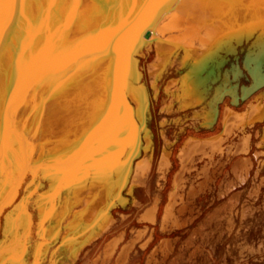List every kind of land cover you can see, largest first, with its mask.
Here are the masks:
<instances>
[{
    "label": "bare ground",
    "instance_id": "6f19581e",
    "mask_svg": "<svg viewBox=\"0 0 264 264\" xmlns=\"http://www.w3.org/2000/svg\"><path fill=\"white\" fill-rule=\"evenodd\" d=\"M16 1L3 0L1 9L7 13L13 12ZM209 3L207 0H160L156 11L150 13L148 21L154 25V31L151 28L143 31L142 38L145 40L143 47L130 46L137 69L141 71L142 76L139 82L134 81V72L127 63L125 64L124 74L129 80L126 95L132 106L133 117L129 116L127 109H123L117 89L110 87L105 89V93L102 91L99 74L95 83L89 86L84 84L81 89L75 86L74 80L68 82L65 80L64 67L58 70L52 67L48 69L46 72H51L54 77L52 79L47 77L45 80L48 81L44 83L43 80L41 84L45 94L42 98L50 99L55 95L59 96L57 110L50 105L41 108L39 102L15 110L14 104L13 114L9 112L7 116L5 107L0 101V127L3 129V164L0 169V235L2 237L0 248L7 238L6 232L18 231L23 237V251L26 255L29 253L32 244L31 236L36 225L28 206L29 200L32 197H36L35 200L38 201L40 198L46 199L50 191L60 187L65 188L67 200L70 194L75 195L81 187H89V198L86 217L82 218L80 223L71 226V234L76 233L78 227H82L81 242L76 251L69 254L63 252L58 259V264H72L75 258L80 256V251H84L87 246L105 236L117 222L114 216L117 208L119 210L129 208L130 201L140 206L138 199L140 188L144 190L145 196L149 197V202L141 208L138 221L157 223L161 233L188 228L200 217L201 212L197 208V201L202 197L205 198L207 193L213 190L212 167L216 165L212 162L213 152L224 151L223 141L220 150L214 151L215 138L219 137V140H223L232 135L226 129L229 120L228 118L223 120L222 131L215 136L212 134L200 137L191 134L182 139L183 142L179 144L177 143L181 135L175 136L168 146L162 140L159 151L155 152L156 145L151 138V130L148 128L146 119V103L148 91L151 98L150 89L156 99L160 90L158 83L162 79L163 72L167 66L171 68L175 59L178 58H181V66L178 69L180 76L167 80L166 84L162 85L161 94L167 97L170 95L178 103L185 99L183 107L186 111H192V121L197 119L194 108L204 109L197 128H193L194 122L190 123L191 128L197 133L201 130L213 131L223 99L228 97L231 100V93L240 90V76L232 75V71L236 73L235 69L228 68L226 72L224 65L214 82H212V76H209L203 84L196 82L193 78L189 80L183 68V62L196 59L198 55L194 54H200L209 47L214 48L223 39L217 43L213 40L230 31L237 32L254 27H258L256 30L263 29L264 15L256 10H249L241 0H213L211 6ZM141 11L142 9L137 6L131 13L132 17L136 15L135 25L145 20ZM56 23L57 18L54 19L55 26H57ZM3 29L6 33L9 32L8 29ZM17 39H12L14 45L17 44ZM248 42L250 43V40L236 48L238 49L239 46L243 48V44ZM152 45L155 53L144 71L153 79V82L148 85L147 79V88H144V74L139 65L138 56L144 53L145 57L149 56ZM20 67L17 62L12 63L9 59L0 57V71L5 74L0 78L2 80L0 84H4L2 88L0 87L1 94L6 95L5 86L10 84L8 78L13 81L19 79L16 71ZM146 72L145 76L148 77ZM169 86L177 87L178 94H168ZM222 91L224 95L217 104L216 121L210 125L216 105L214 98ZM180 95L183 97L181 98ZM245 98L239 100L238 105L231 103L230 105L238 107ZM122 113L125 115L123 116ZM116 115L120 118L115 117ZM247 116L246 111L238 112L234 128L239 130L258 121L257 117L247 120ZM184 120L186 123V117ZM225 123H227L226 126ZM160 127V135L164 130L166 136L169 131L177 132L179 128L174 124L168 126L161 124ZM160 138L162 139V135ZM239 150L242 151V148L239 147ZM142 153L145 158L143 155L144 159L139 160ZM102 157L107 161L105 169L100 163ZM173 157L176 160V167ZM154 162L156 179L150 176ZM203 162L205 164L194 176L195 166L198 169ZM129 163L131 167L127 170ZM200 178L203 179L201 182ZM190 180L193 182L189 187H185ZM38 190L41 191L38 192ZM154 190L156 194L158 193V197L152 199V194L155 195ZM35 191H37L36 194H34ZM226 194L228 192L224 190L220 193L223 202L208 212L203 222L198 227H194L185 239L186 246L192 247L191 256L202 253L205 249L196 242V236L212 222L219 228H225L231 232L236 228V216L241 222L258 217L256 214L245 216L240 212L238 203L225 202ZM67 200L65 205L63 191L55 196L53 211L59 213L60 220L66 218L70 211L73 212L74 206L77 207L76 204L80 202L79 199L73 198L67 206ZM38 206L40 210V205ZM19 209L25 214V220L16 221L11 225L10 219ZM5 211L7 213L3 216ZM120 216L125 221L126 215L122 213ZM150 225L134 227L133 234L127 242H125V230L119 231L107 241L101 253L94 259H90L87 264H107L113 260L116 253L118 255L114 258L115 264H130L132 255L135 257L141 253L137 249V244L140 243L142 250L149 246L154 236L152 232H155V228H150ZM36 228L43 230L42 221L38 222ZM177 239L162 237L151 249L145 264H164L168 260L169 264H178L179 255H175ZM206 252L215 261V253H212L210 249ZM88 255L87 253L86 257Z\"/></svg>",
    "mask_w": 264,
    "mask_h": 264
},
{
    "label": "water",
    "instance_id": "95a60500",
    "mask_svg": "<svg viewBox=\"0 0 264 264\" xmlns=\"http://www.w3.org/2000/svg\"><path fill=\"white\" fill-rule=\"evenodd\" d=\"M2 1L0 0V32L3 33L4 42L0 48V57L9 59L12 63L17 62L21 66L16 71L19 79L13 81L8 78L10 84L5 86L6 95L0 93V101L6 110L5 115L8 116L9 112L13 114L14 104L15 110L38 102L41 108L45 105L56 107L59 96L42 98L45 94L41 84L43 80L44 83L48 81L45 80L47 77H54L50 71L46 72L48 69L52 67L58 70L64 67L65 80H74L75 86L81 89L84 84L89 86L95 83L99 74L102 91L110 87L117 89L123 109H127L129 116L133 117L132 106L126 95L129 80L124 74L125 64L127 63L134 72V81L139 82L142 75L137 69L130 46L143 47V31L147 28L154 31V25L148 18L150 13L158 8L160 0H61L56 3H51L50 0H17L13 12L10 13L1 9ZM207 1L211 6L213 0ZM241 1L249 10L253 9L264 15V0ZM137 6L142 9L141 15L145 20L135 25L136 15L132 17L131 13ZM55 18L57 26L54 25ZM3 28L9 32L6 33ZM262 28L230 31L216 37L213 40L216 43L223 40L212 49L209 47L200 54H194L198 55L196 59L183 62L189 80L193 78L196 82L205 84V79L212 76L214 82L221 67L229 63L231 70H236V73L232 71L234 77L240 76L248 81L247 84L240 85L239 96L236 90L231 93V104L238 105L239 100L262 88L264 27ZM13 38H18L16 45L12 41ZM248 40L250 46L246 51L241 46L236 48ZM239 52L242 54L241 66L238 64ZM230 55L233 56V61H230ZM136 59L138 60L137 57ZM227 69L224 67L226 72ZM4 75L0 71V78ZM3 86L4 84H0L1 88ZM223 95L222 91L214 98L216 105L210 125L216 121L217 104ZM57 109L56 107L55 110ZM55 114L57 115V111Z\"/></svg>",
    "mask_w": 264,
    "mask_h": 264
},
{
    "label": "rangeland",
    "instance_id": "374dc122",
    "mask_svg": "<svg viewBox=\"0 0 264 264\" xmlns=\"http://www.w3.org/2000/svg\"><path fill=\"white\" fill-rule=\"evenodd\" d=\"M146 54L140 55L139 57V65L143 71L144 77H143V84L144 88L146 87V81L148 79L149 81V75L146 71H144V68L147 67L148 63H151L152 57L151 55L145 57ZM145 72L148 77L145 76ZM167 80L165 77H163V80L160 82V84H166ZM147 123L149 124L148 128L151 130V138L154 140L156 148L155 152L159 151V147L162 144V139L160 138V130L161 127L159 126V122L162 119L161 118V101L157 102L156 99L152 96V100L149 95V91L147 92ZM161 97V96H160ZM153 101V102H152ZM177 112H173V114H176ZM181 114L185 115L188 114L187 112H180ZM191 115L189 114L186 117V125L181 132V138L177 144L182 142L187 136L190 135V133L197 134V131L193 130L190 126V123H192ZM194 121V120H193ZM219 131H221V128H218L216 131H208V133L199 134L201 137H207L210 135L217 134ZM168 136L171 138L172 133H169ZM183 139V140H182ZM227 143V140H224L223 143ZM179 147V146H178ZM238 147V146H237ZM239 148V147H238ZM242 151L239 150L236 154V157L232 159L231 164L229 161L234 156L235 153L228 151H222V152H213V155L216 156L215 159L218 157H222L226 163L224 164L225 167L223 169V174H219L218 179L216 181V187L217 190L219 189V186L221 185L224 177L226 176L227 170H231V165L235 161H239L243 159L245 155H241ZM254 153V151H251V154L248 156H251ZM233 154V155H232ZM143 153L141 154V159L143 158ZM123 159V157H121ZM120 158V159H121ZM264 158V157H260ZM214 159V160H215ZM138 160V161H139ZM212 161L213 164L215 161ZM106 159L104 157L101 158L100 163L103 165V168L105 169L106 166ZM137 162V161H136ZM135 162V163H136ZM174 166L176 167V160L173 157ZM128 163V162H127ZM134 163V165H136ZM129 168L131 167V164H128ZM264 176V173L262 174ZM152 179H156V171H155V162L152 167V173L150 175ZM133 177V173L131 176V180ZM252 177V176H251ZM260 179L256 180V184H258ZM251 183H253L251 181ZM246 187V186H245ZM250 188V186H249ZM31 191L32 189L29 188ZM41 190H38L40 192ZM63 191V198H64V204L66 205L67 197L65 194V188L60 187L59 189L54 188L52 191H50L46 199L40 198V200H35L36 197H32L29 200V208L32 212V217L35 222V229L32 232L31 236V247L29 250V253L26 255L23 251V237L21 232H6L7 238L2 242L1 248H0V264H58V259L61 258L62 253L66 252L67 254L72 253L73 251H76L80 242H81V236L83 234L82 227H78L77 232L74 234H71L72 228L71 226L78 224L81 222L82 218L86 217V212L88 209L87 200L89 198V187L87 188H80L76 191L75 195L70 194V198H68L67 206L70 205L73 198L79 199V203L74 206L73 212L70 211L68 213L66 218H63L60 220L58 216L57 211H53V208L55 207V196L58 192ZM37 191H35L34 194H36ZM72 191H70L71 193ZM156 191L154 190L153 193ZM158 193L155 195L152 194V199L157 196ZM247 195V194H245ZM44 197V195H41ZM138 199L140 200L141 205L138 206L135 204V202L130 201V206L127 209H116L114 212L115 219L117 220L116 224L111 228L109 232L105 234L100 239H97L92 245H89L86 247L84 251H80V256L75 258L74 262L72 264H87L90 259H94L97 257L102 249L104 248L105 244L108 240L111 239L114 235L119 233L121 230H125L126 232V239H130V237L133 234V230L135 228H141L145 225H150L151 223L146 222H139V214L141 213V208L145 206L149 202V197L145 196L144 190L142 188L139 189L138 192ZM245 198H243L244 200ZM256 206L263 205L264 204V184H260V192L258 198L254 201ZM221 202L218 201L217 191L214 189L207 193V196L205 198H201L197 201V208L200 209L201 215L199 218H197L193 225H190L188 228L183 229H177L174 232H167V233H161L159 232V226L157 223L151 224L150 228H155V232L153 233V238L150 241L149 246L142 250L140 249V243L137 244V249L141 252L140 254L133 257L130 264H134L137 262H140L141 264H145L147 257L153 248L155 244H157L162 237H172V238H178L177 243L175 246V255H179V263L178 264H264V214L262 216L255 217L252 219H249L248 221H240L239 218L236 216V228L235 230L229 232L225 228H219L216 226L213 222L206 226L202 233L196 236V242L202 246L205 247V249L199 253H197L194 256H191V250L192 247L189 248L186 246L185 239L188 237L189 233L194 229V227H198L200 223L203 222L205 219V216L208 212L214 210L216 206H218ZM40 205V210L39 206ZM64 205V206H65ZM38 209V211H37ZM10 210V209H9ZM264 211V210H263ZM7 213L5 211L4 215ZM126 215L125 221L122 220L121 214ZM264 213V212H263ZM38 214V215H37ZM259 214V213H257ZM10 219V224H15L16 221L23 222L25 220V214L20 209L15 212V214L12 215ZM131 219V220H130ZM130 220V221H129ZM3 221V219H2ZM39 221H42L43 223V230L40 231L36 228ZM140 223V224H139ZM142 223V224H141ZM155 225V226H154ZM3 226V224H2ZM135 227V228H134ZM118 231V232H117ZM148 237V236H147ZM2 240V237L0 235V241ZM223 242V243H222ZM102 247V248H101ZM260 248V250H259ZM207 249L212 250V253L214 252L216 258L215 261L212 259L211 255L208 256V253L206 252ZM99 252V253H98ZM260 252V253H259ZM89 254L86 257V254ZM235 253V254H234ZM207 254V255H206ZM93 257H92V256ZM118 253L113 257V260H111L107 264H115V259ZM27 256V257H26ZM208 257V258H207ZM241 259V260H240ZM192 262H191V261ZM227 260V261H226ZM190 261V262H189ZM169 262V260L167 261ZM164 264H169V263Z\"/></svg>",
    "mask_w": 264,
    "mask_h": 264
},
{
    "label": "flooded vegetation",
    "instance_id": "af4514ba",
    "mask_svg": "<svg viewBox=\"0 0 264 264\" xmlns=\"http://www.w3.org/2000/svg\"><path fill=\"white\" fill-rule=\"evenodd\" d=\"M249 46H250L249 42L244 43L243 50L246 51ZM154 53H155V49H154V46L152 45L150 55L153 56ZM241 55L242 54L239 52L238 63L240 66H241ZM232 57L233 56H230V60L233 61ZM180 66H181V58L175 59L174 65L171 68H169L168 66L166 67L165 71L163 72L161 81L163 80V77H165L166 80H169L171 78L172 79L178 78L180 76L178 73V69L180 68ZM224 67L230 68L229 63L225 64ZM152 82H153V79L149 78L148 85H150V83ZM160 82L158 83V87L160 88V90L156 97L157 102L159 101V99L161 101L160 104H161V118L162 119L159 122V126L161 124H163V126L174 124L177 127H179L177 129V132L172 133L171 138L168 136V134L171 133L170 131L169 133H167V136L164 130L161 131L162 140L168 146L175 136L180 137V135H182L180 131L184 128L183 126H185L184 119L189 114L193 115V113L192 111L184 110L183 104L185 103V101L183 102V100L185 99H182V101H180L182 103L180 102L178 103L173 98H171L170 95L167 97L165 94H161V89L163 87L162 86L163 84H160ZM247 83L248 81H245L244 78L240 77V84H247ZM150 92H151V100H152V96L154 94L152 93L151 89H150ZM170 93L174 95L178 94L177 87L169 86L168 94ZM237 94H240L239 89H238ZM180 97L182 98L183 96L180 95ZM194 110H195L194 114L197 116V119H195L192 122L195 123V124L193 123L194 124L193 128H197L198 123L200 122V117L201 115L204 114V109L198 107V108H194ZM219 110L220 112L217 118V122L213 126V132L216 131L218 128H221V131H222L223 120L225 118H228L229 125L227 126L226 129H228L227 131L231 133L232 135L223 140H219L220 138L216 137L215 138L216 145H215L214 151H219L221 148L220 146L221 142L224 140H227V143L224 142L222 144V146L224 147L223 150L228 151L229 153L231 152L235 153L234 156L229 161L230 164L232 162V159H234L236 157V154L238 153V149H239L238 147L242 148L241 155H245V154L246 155L242 156L244 157L243 159L239 161H235L231 165V170H227L226 176L224 177L218 190L216 187V181L218 179L219 174H223V169L225 167L224 164L226 163V161H224L222 157H218L217 159H215L217 155L216 156L213 155V160L215 159L214 161L216 164L214 167H212L213 192L215 189L217 191V196L219 198L218 201L223 202V199L220 193L223 190L227 191L228 194H226L227 196H225L224 201L225 202L233 201L235 204L238 203L240 212L244 213L245 216L246 215L253 216L255 214L257 216L258 215L262 216V214H264L263 213L264 204L256 206L254 201L259 196L260 184H264V180H263L264 176L262 175L264 173V158L260 159L261 156L264 157V86L256 90L255 92L251 93L250 95H248L247 98H245V100L238 107H234L230 105V99L228 97H225L223 99V102L220 104ZM175 111L177 113L173 115V112ZM245 111H246V114L248 115L247 120H250L253 117L255 118L257 117L258 121H256L251 126L250 125L244 126L243 128H240L239 130H237L236 128H234V123L236 121L238 112H245ZM180 112H187L188 114L183 115ZM226 125L227 123H225V126ZM221 131H219L217 134H219ZM203 133L204 134L208 133V131L201 130V132H199V134H203ZM191 134L199 136L198 133L197 134L190 133V135ZM217 134H214L213 136ZM222 138H224V136ZM252 150L254 151V153L251 156H248L251 154ZM204 164L205 162H203V164L200 165L198 169L195 166L194 176L198 174V171L202 168ZM200 179H201L200 180L201 182L203 179L202 178ZM258 179H260V181L258 184H256V180ZM251 181L253 183H251ZM191 182H193V180L187 181L185 187H189ZM243 198L245 199L243 200Z\"/></svg>",
    "mask_w": 264,
    "mask_h": 264
},
{
    "label": "snow or ice",
    "instance_id": "6c2138e0",
    "mask_svg": "<svg viewBox=\"0 0 264 264\" xmlns=\"http://www.w3.org/2000/svg\"><path fill=\"white\" fill-rule=\"evenodd\" d=\"M51 3L61 2V0H50ZM4 36L0 32V48L3 47ZM3 164V129L0 127V169H2Z\"/></svg>",
    "mask_w": 264,
    "mask_h": 264
}]
</instances>
